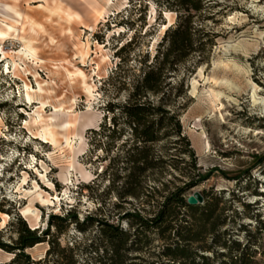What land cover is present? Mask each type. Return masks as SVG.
Segmentation results:
<instances>
[{
  "label": "rangeland",
  "instance_id": "obj_1",
  "mask_svg": "<svg viewBox=\"0 0 264 264\" xmlns=\"http://www.w3.org/2000/svg\"><path fill=\"white\" fill-rule=\"evenodd\" d=\"M19 1L26 19L14 15L13 0H0L1 239L16 244L19 218L42 235L51 214L70 209L80 221L94 215L133 231L120 215L153 206L140 189L138 197H121L117 189L125 180L113 168L129 145L108 144L110 131L91 129H99L108 101H125L167 28L188 12L166 0H62L79 14L69 29L55 16H42L45 1ZM191 14L196 51L170 78L182 134L157 144L159 151L171 147L186 159L173 162L179 178L164 179L173 180L170 187L183 185L181 171H192L188 148L195 150L197 166L210 175L186 196L197 190L221 196L226 222L219 232L247 247L252 264H264V0H201ZM23 36L36 57L20 55ZM101 227L61 221L51 227V237L26 252L32 264H96L107 243ZM162 244L155 236L149 246L158 250ZM143 247L130 257H148L151 248ZM50 248L63 253L57 258ZM15 251L0 247V263L9 264Z\"/></svg>",
  "mask_w": 264,
  "mask_h": 264
},
{
  "label": "trees",
  "instance_id": "obj_2",
  "mask_svg": "<svg viewBox=\"0 0 264 264\" xmlns=\"http://www.w3.org/2000/svg\"><path fill=\"white\" fill-rule=\"evenodd\" d=\"M169 6L178 4L188 12L183 22L171 24L167 28L160 48L154 60L147 64L142 75L130 84L129 93L123 102L108 101L107 113L96 132L110 131L106 135L107 143L121 140L128 149L123 152L118 161L119 167L113 168L116 178L125 182L118 186L121 197L139 196V189L146 196L145 203L153 206L127 209L120 219H126L132 230H125L122 223H107L94 215H87L82 221L74 209L62 216L51 214L48 227L39 235L38 230L29 227L19 218V238L16 244L10 245L2 241L0 247L15 251V256L9 264H32L28 247L51 237V227L58 226L61 221L71 220L78 226L85 222H99L105 227L101 231L106 235L107 243L103 245V253L99 252L96 264H252L254 259L248 248L241 247L239 241L229 243L220 231L226 222L225 207L221 206L222 197L203 190L204 202L191 205L187 202V190L201 184L209 178L202 168L197 166L195 150L188 148L187 163L192 171H181L183 185H174L171 179H164L168 174L174 175V161L185 160L179 153H174L171 147L162 152L157 149L160 141L173 143V135L181 136L182 127L177 111L173 108L174 83L170 79L179 63L184 61L195 49V30L191 10L201 8V0H166ZM214 34V33H213ZM205 57L201 56V60ZM109 114H111L109 116ZM120 131V136L116 134ZM125 131H129L123 137ZM190 146L186 136L181 137ZM105 144L104 138L98 139V146ZM112 169L111 164L105 171ZM148 180L144 185L142 181ZM154 201V203H152ZM81 228V227H80ZM61 230V228H60ZM155 236L163 241L162 246L152 250ZM209 239H211L209 241ZM55 240H51L54 243ZM232 243H234L232 245ZM141 246H140V245ZM194 244L195 247H194ZM148 246L150 255L130 257L131 250H143ZM234 246V247H233ZM219 247L228 249L220 251ZM147 248V249H148ZM99 251L97 247L95 251ZM61 256L63 249H52ZM204 252H212L207 254ZM224 257H227L225 259ZM141 260V261H138ZM6 264V263H0Z\"/></svg>",
  "mask_w": 264,
  "mask_h": 264
},
{
  "label": "bare ground",
  "instance_id": "obj_3",
  "mask_svg": "<svg viewBox=\"0 0 264 264\" xmlns=\"http://www.w3.org/2000/svg\"><path fill=\"white\" fill-rule=\"evenodd\" d=\"M43 1L46 2V5L42 3L44 8V12H42V16L44 18L52 19L53 16H55L60 21L64 22L69 29L71 28L72 25L76 24V18H79V14L72 8V6L65 5L62 0H43ZM12 5H13L12 9L14 15L19 19H26V16L22 15L18 11V8L21 7L22 2L19 0H13ZM16 24H18V22H16ZM23 42H24V47L21 50L20 55L23 56L24 58L36 57L30 40H28L26 37L23 36ZM48 136L51 137L52 136L51 133H48ZM30 214L31 213H29V211L25 213V215L27 216H29Z\"/></svg>",
  "mask_w": 264,
  "mask_h": 264
},
{
  "label": "water",
  "instance_id": "obj_4",
  "mask_svg": "<svg viewBox=\"0 0 264 264\" xmlns=\"http://www.w3.org/2000/svg\"><path fill=\"white\" fill-rule=\"evenodd\" d=\"M187 202L191 205L201 204L204 202V196L201 191H194L187 197Z\"/></svg>",
  "mask_w": 264,
  "mask_h": 264
}]
</instances>
